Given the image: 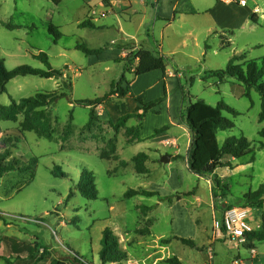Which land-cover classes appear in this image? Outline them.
<instances>
[{"label": "rangeland", "instance_id": "rangeland-1", "mask_svg": "<svg viewBox=\"0 0 264 264\" xmlns=\"http://www.w3.org/2000/svg\"><path fill=\"white\" fill-rule=\"evenodd\" d=\"M102 1L62 0L54 5L49 0H0V59L5 68L45 69L36 58L44 53L50 66L62 73L58 79L15 78L0 95V104L8 106L11 99L18 102L37 93L67 95L47 107L50 140L27 132L16 146H5L2 140L12 138L23 116L15 123L0 121V154L9 153L5 162L14 158L24 166L32 158L37 160L26 173L0 177V264H23L27 259L26 252L17 253L10 238L20 245L45 248L47 254L37 264H49L56 257L101 264L98 253L104 228L118 235L119 249L126 253L118 264H232L234 260L264 264V241L253 244V257L246 246L215 242L211 231L213 218L219 219L224 207H245L244 195L264 183L259 95L251 90L249 98L244 97V85L233 78L222 84L216 78L202 79L223 70L233 55L239 57L238 65L264 56V0H245V6L238 5L239 0H166L165 14L176 7L170 22L155 19L156 0H106V5ZM85 21L99 28L79 27ZM77 43L106 50L102 56H86L75 49ZM139 47L160 53L166 71L140 77L129 73L137 60L127 66L126 58ZM122 74L132 97L120 101L110 97L96 106L80 103L105 95ZM66 82L72 85L70 93ZM164 89L168 103L140 120L129 119L114 132L119 117L134 113L135 98L149 102L162 97ZM220 99L239 115L223 113L234 128L218 132V143L244 136L253 162L246 163L249 157L232 159L230 168L197 175L188 166L192 138L186 108L196 100L215 106ZM91 111L95 120L88 128ZM173 114L175 126L169 123ZM165 154L171 161L162 163ZM57 168L64 177L54 176ZM87 172L94 177L96 200H86L76 188ZM127 190L156 195L126 198ZM142 207L149 210L143 212ZM247 209L261 226L264 206ZM73 218H78L75 226L67 222ZM176 238L191 239L194 248ZM41 253L39 249L37 256Z\"/></svg>", "mask_w": 264, "mask_h": 264}, {"label": "trees", "instance_id": "trees-1", "mask_svg": "<svg viewBox=\"0 0 264 264\" xmlns=\"http://www.w3.org/2000/svg\"><path fill=\"white\" fill-rule=\"evenodd\" d=\"M54 5H58L62 0H49ZM106 5V0L102 1ZM166 21V20H164ZM79 27L98 29L94 23L85 21L79 24ZM9 29V27H8ZM48 32L53 35L55 39L58 38L56 33H53L51 28H48ZM55 42V41H54ZM75 49L80 51L86 56H99L106 48L91 49L83 43H77ZM36 58L40 60L45 69H34L26 65L18 66L8 71L4 66V61L0 59V95L6 92V85L11 80L17 77L35 76L39 78H61L62 73L60 70L53 69L46 54L39 53ZM239 57L233 55L227 62L226 67L223 70L211 71L205 74L202 79L206 81L209 78H216L219 84H222L225 79L233 78L242 83L245 87L244 97L249 98L250 91L257 92L260 98L261 112L259 114V120L264 121V56L255 61H248L244 65L235 64ZM133 60H137L136 66L127 71L132 73L135 77H140L145 74L161 71L165 72L166 60L160 53H153L139 47L136 51H132L126 58L127 66H131ZM122 83L126 86L122 87ZM65 88L70 91L72 85L70 82L65 83ZM132 92L129 83L126 82L124 74L120 76L117 82H113L110 85L109 91L102 97L95 98L93 100L80 101L81 104L87 106L101 105L105 100L110 97H115L116 100H124L127 97H132ZM66 94L56 95L53 93H37L32 97L22 98L18 102L11 99V103L8 106L0 104V121H7L15 123L19 115L23 116V120L18 124L16 129L12 130V138L8 137L2 140V144L7 146H16L21 140L24 139L25 133L34 132L37 136L50 140L51 133V118L47 107H52L57 101L62 98H66ZM166 100V90L164 89L163 96L155 100L144 102L141 98H135L137 103L134 113H127L119 117L116 123L113 125L115 133L123 127L126 122L131 118L142 119L148 112L152 111L155 107H158ZM226 113L232 117H237L239 113L231 106H229L223 99H220L215 106H210L202 100H196L193 103H189L186 108V125L191 134V146L188 154V166L189 170L197 175L211 174L217 169L230 168V160L242 161L249 157L248 163L253 162V157L250 155V144L244 136L240 137H228L220 145L217 141V133L220 131H229L234 128V123L228 118L223 116ZM95 120V114L93 111L89 114V120L87 123L88 128ZM259 136L264 139V130H261ZM138 133H136L135 140H138ZM116 142L115 138L109 141L111 154L115 151ZM260 149H264V145H261ZM9 156L8 151L0 154V177L10 172H22L26 173L30 171L37 163L35 158L30 159L26 165L20 166L19 162L12 158L5 162V158ZM143 156V154L138 155ZM106 158L105 156L101 159ZM137 157L134 158V160ZM23 159V157H22ZM58 169V168H57ZM54 176L64 177L65 174L59 169L57 172H53ZM79 193L86 200H96L98 198V192L94 183L93 174L90 172L80 176L76 185ZM71 192L69 196H71ZM146 196L153 197L156 195L150 191H137L127 190L125 193L126 198H132L134 196ZM245 207L260 209L264 206V183L254 192H248L244 195ZM229 207V206H227ZM226 207V208H227ZM143 212L149 210V207H142ZM68 224L77 225L78 218H73L71 221H67ZM182 245L194 248V243L191 239L176 238ZM8 241L17 245V253L26 252L27 259L23 260V264H37L47 254V250L42 247H36V245H26L16 243L12 238ZM253 242L264 241V217L260 228L250 235V240L245 245L248 249L254 248ZM100 251L98 258L101 264H118L126 259V253L119 249V238L110 228H104L102 231V237L100 240ZM19 247V248H18ZM39 249H42L40 256H37ZM49 264H84L80 258H58L53 259Z\"/></svg>", "mask_w": 264, "mask_h": 264}, {"label": "built area", "instance_id": "built-area-1", "mask_svg": "<svg viewBox=\"0 0 264 264\" xmlns=\"http://www.w3.org/2000/svg\"><path fill=\"white\" fill-rule=\"evenodd\" d=\"M236 2L237 0H223ZM238 5L245 6V0H239ZM251 215V210L237 206L224 207L219 219L214 217L212 222V237L215 242L230 241L238 246H245L250 240V235L260 228ZM252 243H255L252 241ZM250 256L254 257V248L249 249ZM234 260L232 264H241ZM252 263V262H251Z\"/></svg>", "mask_w": 264, "mask_h": 264}, {"label": "crops", "instance_id": "crops-1", "mask_svg": "<svg viewBox=\"0 0 264 264\" xmlns=\"http://www.w3.org/2000/svg\"><path fill=\"white\" fill-rule=\"evenodd\" d=\"M166 0H156V2H155V7H154V12H155V19H157V20H169V21H167V22H170V21H172L173 19H174V16H175V12L176 11H174L175 9H176V7H175V4L170 8V10L168 11V14H165L164 13V5L166 4V2H165ZM176 2H177V0H176ZM95 25V24H94ZM96 26V25H95ZM97 27V26H96ZM105 52V51H104ZM104 52L101 54V56L104 54ZM166 71V70H165ZM165 103H168V97L166 98V100H165ZM160 109V106L159 107H157L156 109H155V111H158ZM150 113V112H149ZM148 113V114H149ZM151 113H152V111H151ZM176 114V113H175ZM175 114H173L172 115V117H171V119H170V121H169V123H170V125H172V126H175V124H176V121H175V118H174V115ZM165 155H167V154H165ZM164 155V156H165ZM169 156V155H168ZM170 157V156H169ZM170 161H171V157H170Z\"/></svg>", "mask_w": 264, "mask_h": 264}, {"label": "water", "instance_id": "water-1", "mask_svg": "<svg viewBox=\"0 0 264 264\" xmlns=\"http://www.w3.org/2000/svg\"><path fill=\"white\" fill-rule=\"evenodd\" d=\"M170 160V157L168 155H165V156H162L161 159H160V162L162 163H166ZM224 169V168H222Z\"/></svg>", "mask_w": 264, "mask_h": 264}]
</instances>
